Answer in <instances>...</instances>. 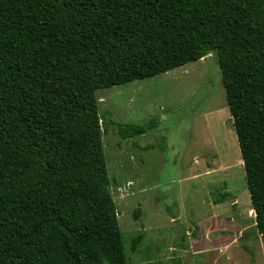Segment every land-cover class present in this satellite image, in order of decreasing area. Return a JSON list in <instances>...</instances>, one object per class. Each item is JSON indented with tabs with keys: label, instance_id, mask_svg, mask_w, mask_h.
I'll list each match as a JSON object with an SVG mask.
<instances>
[{
	"label": "trees",
	"instance_id": "trees-1",
	"mask_svg": "<svg viewBox=\"0 0 264 264\" xmlns=\"http://www.w3.org/2000/svg\"><path fill=\"white\" fill-rule=\"evenodd\" d=\"M210 53L264 236V0H0V264H128L96 92Z\"/></svg>",
	"mask_w": 264,
	"mask_h": 264
},
{
	"label": "rangeland",
	"instance_id": "rangeland-1",
	"mask_svg": "<svg viewBox=\"0 0 264 264\" xmlns=\"http://www.w3.org/2000/svg\"><path fill=\"white\" fill-rule=\"evenodd\" d=\"M96 97L128 264H264L214 53ZM147 123L144 134L118 133Z\"/></svg>",
	"mask_w": 264,
	"mask_h": 264
},
{
	"label": "crops",
	"instance_id": "crops-1",
	"mask_svg": "<svg viewBox=\"0 0 264 264\" xmlns=\"http://www.w3.org/2000/svg\"><path fill=\"white\" fill-rule=\"evenodd\" d=\"M252 209V208H251ZM253 210V209H252ZM254 212V211H253ZM253 225V224H252ZM205 242H207L206 240L204 241V242H202V243H200V244H197V243H192L193 244V246H198V247H195L193 250H194V252H200L201 250H203L204 249V247L205 246H203L204 245V243ZM215 242V241H214ZM215 243H213V244H211L210 246L212 247V248H215V247H218L219 246V244H216V245H214ZM202 245V246H201ZM211 248V249H212ZM220 248V247H219ZM208 249V248H207ZM206 250V249H205Z\"/></svg>",
	"mask_w": 264,
	"mask_h": 264
},
{
	"label": "bare ground",
	"instance_id": "bare-ground-1",
	"mask_svg": "<svg viewBox=\"0 0 264 264\" xmlns=\"http://www.w3.org/2000/svg\"><path fill=\"white\" fill-rule=\"evenodd\" d=\"M251 213H252V210H251Z\"/></svg>",
	"mask_w": 264,
	"mask_h": 264
}]
</instances>
